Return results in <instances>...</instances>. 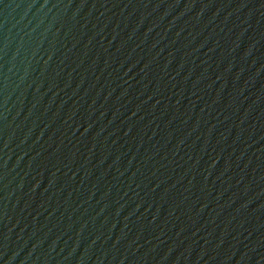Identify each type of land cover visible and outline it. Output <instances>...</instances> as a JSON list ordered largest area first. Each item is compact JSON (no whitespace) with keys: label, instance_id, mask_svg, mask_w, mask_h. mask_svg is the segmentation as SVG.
<instances>
[{"label":"water","instance_id":"obj_1","mask_svg":"<svg viewBox=\"0 0 264 264\" xmlns=\"http://www.w3.org/2000/svg\"><path fill=\"white\" fill-rule=\"evenodd\" d=\"M0 264H264V0H0Z\"/></svg>","mask_w":264,"mask_h":264}]
</instances>
